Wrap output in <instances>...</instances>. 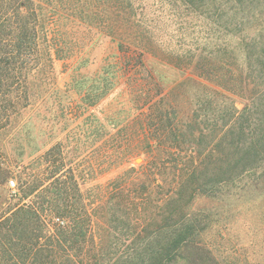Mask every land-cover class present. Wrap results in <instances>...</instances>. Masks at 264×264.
<instances>
[{
  "label": "trees",
  "instance_id": "16d2710c",
  "mask_svg": "<svg viewBox=\"0 0 264 264\" xmlns=\"http://www.w3.org/2000/svg\"><path fill=\"white\" fill-rule=\"evenodd\" d=\"M67 1L72 0H0L4 136L14 137L13 145L21 148L29 131L23 133L21 125V136L12 122L48 92L57 122L66 121L81 130L83 152H100V162L84 175L121 169L110 196L122 215H107L104 243L95 231L94 215L83 212L82 203L81 220L71 217L79 215L73 213L80 202L79 175L74 164L66 163L62 145L36 150L37 172L24 175L15 167L17 176L24 175L18 200L25 201L47 186L54 192L43 214L67 217L69 225L51 229L36 209L22 203L3 228L12 236L26 232L22 237L26 242L17 244L15 254H6L16 259L14 264H57L53 257L60 258L59 264H72L70 252L78 242L81 264H216L201 240L212 215L209 211L190 215V208L196 199L222 201L225 189L236 186L243 173L254 168L248 164L254 163L257 154L254 148L244 155L241 152L246 140L241 125L224 132L222 139L227 134L231 138L225 141V153H217L221 157H214L210 150L201 159L202 169L194 166L195 134L199 137L202 132L199 116L190 109L184 119L178 105L169 102L162 73L174 70L179 74L175 88L196 86L221 97L226 96L224 84L213 83L212 78L232 80L238 68L232 67L230 59L245 57L252 67L250 61L255 58L264 71V62L258 60L264 56V47L257 51L256 41L262 32L258 21L264 0H157L152 17L146 16V8H135L133 0L76 1L83 2L82 8L67 7ZM101 39L113 46L112 53L101 57L88 74ZM58 62L69 72L63 90L57 85ZM116 91L123 107L130 103L137 110L134 120L123 107L102 111L101 106ZM34 97L37 101L32 103ZM180 97L187 99L185 93ZM227 150L238 159L233 160ZM147 151L157 153L147 157L152 162L143 160L139 168L131 165L134 157ZM207 162L216 171L211 172ZM217 162L233 163L242 170L232 175L231 170L217 168ZM14 172L7 166L0 170L2 182ZM166 181L169 190L163 188ZM73 234L78 237L76 243L68 239ZM3 240L10 242L6 235Z\"/></svg>",
  "mask_w": 264,
  "mask_h": 264
},
{
  "label": "rangeland",
  "instance_id": "374dc122",
  "mask_svg": "<svg viewBox=\"0 0 264 264\" xmlns=\"http://www.w3.org/2000/svg\"><path fill=\"white\" fill-rule=\"evenodd\" d=\"M76 1L78 0L67 1L66 6L84 7L82 1L79 3ZM133 1L135 8H146L144 12L147 17H152V12L157 8V0ZM259 19L258 23L262 32L259 30L261 36L256 35L257 51L264 47V37L262 36L264 34V13ZM228 40L229 37L226 38V41ZM100 41L93 54L95 62L86 70L88 74H91L100 64L101 57L112 53L113 46L106 43V39ZM235 42V40L231 41L233 44ZM235 56H238V52L235 53ZM260 56L258 60L262 63L264 62V56L263 54ZM253 60L255 58L250 61L253 64L252 67H248L249 63L245 57L230 59L229 62L232 67L238 68L234 72L232 80H228V76H222L220 79L212 78L213 83L220 82L224 84L226 96L221 97L214 95L210 90L204 91L196 86L175 88V84L179 82V74L174 70H166L162 73L163 80L168 84L164 92L167 94L169 102L178 105L180 111L184 112V119L190 109L199 116L198 122L200 124H198V127L202 132L199 137L198 132L195 134L194 166L202 169L201 159L204 155H209L210 150L214 151V157H221L217 153H225L224 149L227 145L225 141L231 138L227 134L222 139L224 132L229 128L237 130L241 125L244 126L246 133L244 137L246 140L241 147V152L244 155L245 151H251L254 148L257 154L254 163L248 164V166L254 165V168L244 172L242 181L236 186L225 189L224 194L226 195H224L222 201L196 199L190 208V215H199L203 211H209L212 215L209 226L204 230L201 240L204 245L203 248L210 252L216 264H264V71ZM55 71L57 85L63 90L64 84L68 81L69 72H65V65L60 62L56 63ZM182 93L186 94V100L180 97ZM34 101H37L36 97L32 98V103ZM38 101V104L32 107L33 109H27L21 118L12 122L13 125H18L17 129L20 131L21 136L23 135L21 125L24 127L23 133L29 131L27 141L23 143L21 148L15 147L16 144L13 145L15 143L14 137L8 136L6 138L4 136L7 127H5L4 121L0 119V170H5L7 166L11 172L16 171L15 167H18V170L22 171L24 175L35 173L38 171L37 157L39 155L36 150L44 151L45 148L60 143L66 163L74 164L73 166L77 169L79 175L80 202L77 211L73 212L79 215H71V217L81 220V215L84 214L81 213L82 203L83 212L87 215H94V221L97 223L95 231L105 243L107 234L103 231V227L107 215H122L116 212L115 199H111L112 196H110V192L115 190L113 180L121 169L101 172V174L98 173L95 176H85L87 169L96 166L100 162L99 150L91 151L88 154L83 152L84 150L81 148V130H75L74 126L69 125L66 121L57 122L58 119H55L51 110V98L48 92H45L43 96L41 94ZM120 101V92L116 91L112 97L104 102L101 109L104 113L118 111L123 107ZM207 101H210L209 104ZM40 102L42 104L36 108ZM131 107L130 103H125L123 110L125 115L130 116L129 119L134 120L137 110H132ZM251 142L253 145L250 144ZM199 151L201 152L200 158L197 157ZM226 153L233 156V160L238 159V155L232 153V151L227 150ZM155 154H157L156 151L154 154L147 151L146 155L134 157L131 165L139 168L143 160L148 159L150 161L151 158L147 157ZM249 159L252 160L251 156H249ZM206 165H208L211 172L216 171L214 165L210 162H207ZM217 165L219 169L231 170L232 175H236L242 170L241 166L233 163L217 162ZM127 167L129 166L125 168ZM16 174L14 172L13 175H9L3 182L0 177V264L16 263V259H11V254L9 256L6 253L15 254L17 244L22 245L23 239L26 242V238H22L26 232L20 236L17 234L12 236V232H6L3 228L4 221L14 215L15 210L22 203L31 205L36 209L38 216L41 219L43 218L51 229L69 225V218L67 217L57 214H43L49 197L54 192L53 189H49L47 186L31 194L25 201H19L20 187L24 175L22 174L21 177ZM10 182L12 185H10ZM167 183L168 181L164 183V190H169ZM47 190L48 192L45 193ZM123 205L127 207L126 204ZM57 219H59L58 222ZM41 233L44 235V232ZM5 235L8 236L9 243H4L3 236ZM27 235L30 234L27 233ZM74 235L76 234L68 236V239L70 242L76 243L78 237ZM70 256L72 257V264H77V262L81 264V245L78 242L71 250ZM53 258L59 264L57 259L60 258Z\"/></svg>",
  "mask_w": 264,
  "mask_h": 264
},
{
  "label": "built area",
  "instance_id": "2783aa9c",
  "mask_svg": "<svg viewBox=\"0 0 264 264\" xmlns=\"http://www.w3.org/2000/svg\"><path fill=\"white\" fill-rule=\"evenodd\" d=\"M10 185H12V183L10 182ZM59 221V219H57V222Z\"/></svg>",
  "mask_w": 264,
  "mask_h": 264
}]
</instances>
